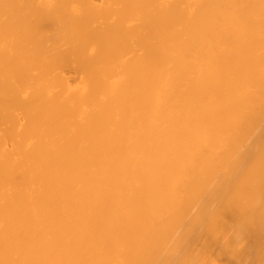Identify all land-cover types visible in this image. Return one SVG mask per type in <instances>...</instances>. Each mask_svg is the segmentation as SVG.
Returning a JSON list of instances; mask_svg holds the SVG:
<instances>
[{
    "label": "bare ground",
    "instance_id": "6f19581e",
    "mask_svg": "<svg viewBox=\"0 0 264 264\" xmlns=\"http://www.w3.org/2000/svg\"><path fill=\"white\" fill-rule=\"evenodd\" d=\"M0 264H264V0H0Z\"/></svg>",
    "mask_w": 264,
    "mask_h": 264
}]
</instances>
